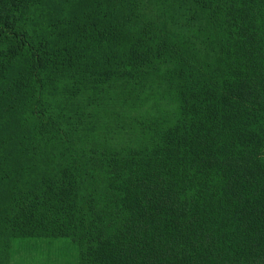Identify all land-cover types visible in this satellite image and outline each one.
<instances>
[{
	"label": "trees",
	"instance_id": "16d2710c",
	"mask_svg": "<svg viewBox=\"0 0 264 264\" xmlns=\"http://www.w3.org/2000/svg\"><path fill=\"white\" fill-rule=\"evenodd\" d=\"M202 25L206 66L151 63ZM120 70L172 109L86 140L40 109ZM35 236L83 264H264V0H0V247Z\"/></svg>",
	"mask_w": 264,
	"mask_h": 264
},
{
	"label": "rangeland",
	"instance_id": "374dc122",
	"mask_svg": "<svg viewBox=\"0 0 264 264\" xmlns=\"http://www.w3.org/2000/svg\"><path fill=\"white\" fill-rule=\"evenodd\" d=\"M178 47L179 49L170 45L167 57L164 54L158 60L153 58L151 63L155 66L160 65L164 71L175 66L180 67L183 64L204 67L212 55L213 39L202 25L201 36L184 32ZM140 79L132 72L124 76L123 71L120 70L111 84L106 82L101 87L102 92L94 97V102L86 100L89 93L86 90L87 80L79 79V82L76 81L78 84L75 88L72 85L73 81L67 83L60 80L59 87L56 85V89L46 90L40 109L47 111L50 107L49 111L56 113L58 120L64 125L66 133L76 140H86L89 137L99 138L112 131L122 117L135 114L152 115L155 113V109L164 107L161 104L172 109L171 101H165L167 99L164 95V90L167 89L165 80H155L154 83H149ZM83 92L85 100H81L79 97ZM63 100L66 101V105L61 104ZM81 106L84 109L82 111L80 110ZM27 116V110L19 111L16 117L12 115V120L20 124L27 123V118H29ZM50 163V159L47 157L48 168ZM2 249L4 250L1 251ZM0 264L83 263L79 258L78 248L70 240L35 236L12 239L7 250L0 247Z\"/></svg>",
	"mask_w": 264,
	"mask_h": 264
}]
</instances>
